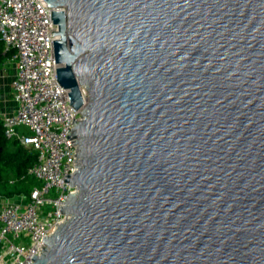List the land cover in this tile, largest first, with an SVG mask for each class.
Masks as SVG:
<instances>
[{"label":"water","instance_id":"obj_1","mask_svg":"<svg viewBox=\"0 0 264 264\" xmlns=\"http://www.w3.org/2000/svg\"><path fill=\"white\" fill-rule=\"evenodd\" d=\"M43 2L82 111L33 264H264V0Z\"/></svg>","mask_w":264,"mask_h":264},{"label":"built area","instance_id":"obj_2","mask_svg":"<svg viewBox=\"0 0 264 264\" xmlns=\"http://www.w3.org/2000/svg\"><path fill=\"white\" fill-rule=\"evenodd\" d=\"M43 0H0V40L11 57L15 111L0 110L4 135L38 155L28 176L36 179L30 196L0 194V264H33L66 217L60 209L74 190L65 181L77 172L75 121L81 111L70 106L69 90L58 83L53 36L58 27ZM85 103L86 89L81 87ZM22 129L28 134L21 132ZM69 137L72 139L70 140Z\"/></svg>","mask_w":264,"mask_h":264},{"label":"trees","instance_id":"obj_3","mask_svg":"<svg viewBox=\"0 0 264 264\" xmlns=\"http://www.w3.org/2000/svg\"><path fill=\"white\" fill-rule=\"evenodd\" d=\"M11 57V53H5L4 43L0 40V71L3 65ZM38 160L36 152L22 146L18 140H8L4 135V127L0 120V194L7 197L17 195L30 196L31 191L41 187L34 178L28 176V169ZM6 174L14 177L13 184L6 180ZM34 183V188L28 185Z\"/></svg>","mask_w":264,"mask_h":264},{"label":"crops","instance_id":"obj_4","mask_svg":"<svg viewBox=\"0 0 264 264\" xmlns=\"http://www.w3.org/2000/svg\"><path fill=\"white\" fill-rule=\"evenodd\" d=\"M12 76L10 78L13 79L14 75H15V69L13 68V72L11 74ZM12 79L10 80V82H12ZM5 82L1 80V85H3L5 87ZM1 88V87H0ZM6 88V87H5ZM6 96H3L0 99V110H2L3 112L7 113V114H11L15 111V103L13 101L12 98V89H11V83L8 86V89L5 93ZM22 133L24 134H28V131L25 129L21 130Z\"/></svg>","mask_w":264,"mask_h":264},{"label":"rangeland","instance_id":"obj_5","mask_svg":"<svg viewBox=\"0 0 264 264\" xmlns=\"http://www.w3.org/2000/svg\"><path fill=\"white\" fill-rule=\"evenodd\" d=\"M13 66H6L2 71H0V99L3 97V96H6L5 95V93H6V91H7V89H8V86L10 85V80L12 79V78H10L12 75V72H13ZM1 80L2 81H4L5 83V87L3 86V85H1ZM6 180L7 181H9V183H11V184H13L14 182H15V180H14V177L13 176H11L10 174H6ZM29 187V189H33L34 188V183H32V184H29L28 185Z\"/></svg>","mask_w":264,"mask_h":264}]
</instances>
